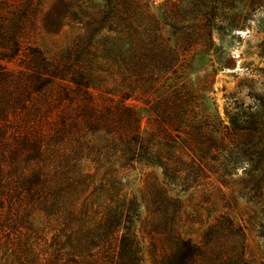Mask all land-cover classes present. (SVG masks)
I'll return each instance as SVG.
<instances>
[{"label": "trees", "instance_id": "obj_1", "mask_svg": "<svg viewBox=\"0 0 264 264\" xmlns=\"http://www.w3.org/2000/svg\"><path fill=\"white\" fill-rule=\"evenodd\" d=\"M90 1L59 0L47 15L51 30L71 20L84 30L66 56L51 61L30 43L42 0H0L3 264H142L132 231L138 205L124 192L130 171L142 165L162 170L160 177L152 172L148 191L152 227L167 236L177 225L178 190L204 185L219 174L214 165L222 172L221 182L238 161L253 162L218 113L188 110L181 93L166 102L152 131L145 133L140 109L127 100L142 94V56L148 50L155 59V45L142 39L139 27L131 26L126 38L112 30L114 36L95 42L99 57L93 42L104 27L89 14ZM99 58L125 65L120 100L97 92L101 76L93 66ZM262 107L254 124V193L259 200L264 199ZM231 126L241 129L232 119ZM226 141L233 146L222 145ZM260 229L264 236V225ZM245 252L243 228L221 218L201 244L178 238L160 264H246Z\"/></svg>", "mask_w": 264, "mask_h": 264}, {"label": "rangeland", "instance_id": "obj_2", "mask_svg": "<svg viewBox=\"0 0 264 264\" xmlns=\"http://www.w3.org/2000/svg\"><path fill=\"white\" fill-rule=\"evenodd\" d=\"M58 1L42 0L30 37V43L51 61L66 56L84 34L83 26L72 20L58 31L46 26L47 15ZM87 4L91 17L101 19L104 27L94 39L96 51L95 42L102 36H114V30L125 33L126 38L131 26L139 27L142 39L155 45V59L149 57L148 50L142 56V94L127 100L140 109L145 133L152 131L154 118L167 107L166 102L181 93L188 101V110L218 113L231 137L239 139L244 150L252 154L253 162L245 158L238 161L221 182L218 176L222 172L214 165L219 174L206 179L204 185L178 190L177 225L167 236L152 227L154 214L148 191L152 172L160 177L162 170L142 165L130 171L123 181L124 192L138 205L132 231L142 250V264H160L178 238L203 243L207 231L221 218L243 228L245 263L264 264L260 229L264 225V199H257L254 193V124L264 105V0H91ZM96 63L93 67L101 76L97 92H108L120 100L126 89L125 65L102 58ZM231 119L241 129L234 130ZM222 145L233 146L229 141ZM87 169L94 172L90 164Z\"/></svg>", "mask_w": 264, "mask_h": 264}]
</instances>
